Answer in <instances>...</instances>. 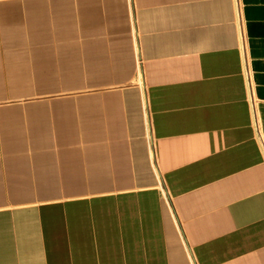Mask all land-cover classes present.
I'll return each mask as SVG.
<instances>
[{
  "label": "crops",
  "instance_id": "0c3cea01",
  "mask_svg": "<svg viewBox=\"0 0 264 264\" xmlns=\"http://www.w3.org/2000/svg\"><path fill=\"white\" fill-rule=\"evenodd\" d=\"M0 264H264V0H0Z\"/></svg>",
  "mask_w": 264,
  "mask_h": 264
}]
</instances>
